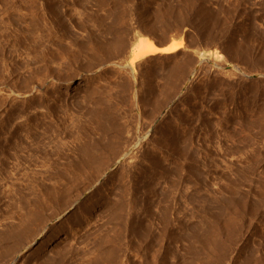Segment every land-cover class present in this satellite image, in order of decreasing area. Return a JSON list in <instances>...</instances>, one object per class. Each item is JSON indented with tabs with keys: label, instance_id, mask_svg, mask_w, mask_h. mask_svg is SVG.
Returning a JSON list of instances; mask_svg holds the SVG:
<instances>
[{
	"label": "rangeland",
	"instance_id": "rangeland-1",
	"mask_svg": "<svg viewBox=\"0 0 264 264\" xmlns=\"http://www.w3.org/2000/svg\"><path fill=\"white\" fill-rule=\"evenodd\" d=\"M0 264H264V0H0Z\"/></svg>",
	"mask_w": 264,
	"mask_h": 264
},
{
	"label": "bare ground",
	"instance_id": "bare-ground-1",
	"mask_svg": "<svg viewBox=\"0 0 264 264\" xmlns=\"http://www.w3.org/2000/svg\"><path fill=\"white\" fill-rule=\"evenodd\" d=\"M182 48V42H170L169 44L165 46H158L154 44L152 41H146L143 46L139 47L137 50V54L131 58V64L138 60L139 58L145 57V56H151L156 54H171L173 52H176L177 50Z\"/></svg>",
	"mask_w": 264,
	"mask_h": 264
}]
</instances>
